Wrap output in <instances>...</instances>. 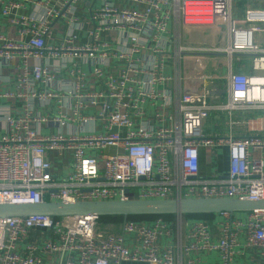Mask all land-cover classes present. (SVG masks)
<instances>
[{"label":"built area","instance_id":"2783aa9c","mask_svg":"<svg viewBox=\"0 0 264 264\" xmlns=\"http://www.w3.org/2000/svg\"><path fill=\"white\" fill-rule=\"evenodd\" d=\"M197 197L264 200V0H0V203ZM238 212L0 217V264H264Z\"/></svg>","mask_w":264,"mask_h":264},{"label":"water","instance_id":"95a60500","mask_svg":"<svg viewBox=\"0 0 264 264\" xmlns=\"http://www.w3.org/2000/svg\"><path fill=\"white\" fill-rule=\"evenodd\" d=\"M264 208V200H239L234 198H167V199H129L42 202V203H0V217L29 216L34 214L52 217L80 216H118L126 219L131 216L161 215H208L221 211L237 212Z\"/></svg>","mask_w":264,"mask_h":264},{"label":"crops","instance_id":"0c3cea01","mask_svg":"<svg viewBox=\"0 0 264 264\" xmlns=\"http://www.w3.org/2000/svg\"><path fill=\"white\" fill-rule=\"evenodd\" d=\"M240 61L239 62H234L232 64V67L234 70L238 71V72H243V73H250L251 72V68L249 65V56L247 55H240L239 56ZM210 69L212 68V65H209ZM227 71V67L225 64H222L219 66V68L217 69L218 73H225ZM166 72H171V69L169 68V66L166 67ZM210 116H214L213 119L215 120L218 116L216 113H211ZM211 127V128H210ZM215 129L213 128L211 123H207V120L205 122L204 125V131L206 133H211L213 132ZM220 153L224 154V150L221 149ZM219 170H224L226 168V163H225V157L223 156V161H221L218 165H217ZM214 165H208L205 164L204 162V157L202 155V159H201V163H200V171L202 174H208L211 172L212 169H214ZM65 171L61 172L60 174H64Z\"/></svg>","mask_w":264,"mask_h":264},{"label":"trees","instance_id":"16d2710c","mask_svg":"<svg viewBox=\"0 0 264 264\" xmlns=\"http://www.w3.org/2000/svg\"><path fill=\"white\" fill-rule=\"evenodd\" d=\"M158 215L155 216H131L128 217V219H135V220H150L154 217H157ZM187 218H191V219H204V220H211L213 214H208V215H184ZM161 217H163L166 220H172L173 219V215H161ZM123 218L122 217H118V216H101L100 217V222L102 224H110L112 225V227H114L115 229L118 227V225L122 222Z\"/></svg>","mask_w":264,"mask_h":264},{"label":"rangeland","instance_id":"374dc122","mask_svg":"<svg viewBox=\"0 0 264 264\" xmlns=\"http://www.w3.org/2000/svg\"><path fill=\"white\" fill-rule=\"evenodd\" d=\"M240 4H242V3H240ZM240 6L242 7L243 4L240 5ZM213 117H214V116H210V117L207 119V123H211V124L216 125V126L218 127L219 131H221V132H222V130L224 131V127L222 128V126H221V121H222L223 117H222L221 120H219V122H217V123H215ZM210 128H211V127H210ZM214 129H215V132L218 131L217 128L214 127ZM238 213H239V214H241V213L243 214V212H241V211L238 212Z\"/></svg>","mask_w":264,"mask_h":264}]
</instances>
